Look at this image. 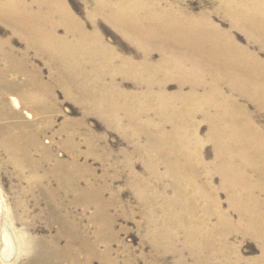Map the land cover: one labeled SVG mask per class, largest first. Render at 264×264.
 <instances>
[{
	"label": "bare ground",
	"instance_id": "bare-ground-1",
	"mask_svg": "<svg viewBox=\"0 0 264 264\" xmlns=\"http://www.w3.org/2000/svg\"><path fill=\"white\" fill-rule=\"evenodd\" d=\"M162 1L93 0L94 12L144 50L140 60L134 61L117 57L96 26L88 31L66 0H0V22L7 31L0 37L4 64L0 67V172L11 165L13 173L27 182L26 192L46 203L47 217L58 229L55 236L37 237L27 228L30 222L17 228L0 197V264H93L96 260L116 264L109 245L100 249L97 239L88 240L71 218L69 205L95 208L91 219L98 225V236L112 235L111 218L100 193L89 184L84 189L78 185V159L67 170L61 164L52 170L44 167L50 156L39 135L53 105L50 87L31 64V56L56 65L66 96L79 102L84 113L97 114L110 127L125 131L123 117L127 128L134 130V152L151 157L146 162L151 178L171 181L174 199L158 204L169 211L163 219L166 229L151 225L157 251L164 244L180 260L185 249L196 264H240L239 256L228 260L223 247L215 252L212 238L227 243L231 234L240 232L264 242V57L259 56L264 55V0H217V9L225 12L230 29L242 27L249 46L240 45L206 12L195 15ZM14 38L22 42L23 50L12 47ZM152 49L161 54L160 59L152 60ZM116 60L118 69H114ZM118 77L132 79L136 90L125 91ZM174 81L178 88L170 93L167 84ZM73 88L79 89V96ZM21 109L28 120H16ZM34 113L41 116L40 121L33 120ZM197 114L207 123L206 140L214 150L209 164L204 162L202 140L197 136ZM127 163L137 199L152 200L156 194L151 184ZM159 165L165 167L162 174L157 171ZM51 177L56 189L46 185ZM219 191L227 195V210L218 199ZM61 193L72 195L69 205ZM17 204L26 214L24 202ZM39 216H32L34 222ZM203 228L214 237L207 238ZM260 260L264 264V248Z\"/></svg>",
	"mask_w": 264,
	"mask_h": 264
},
{
	"label": "rangeland",
	"instance_id": "rangeland-1",
	"mask_svg": "<svg viewBox=\"0 0 264 264\" xmlns=\"http://www.w3.org/2000/svg\"><path fill=\"white\" fill-rule=\"evenodd\" d=\"M165 1L168 5L179 6L195 15L206 12L210 15L211 21L215 25L226 32L229 30L231 33H228L240 45L249 46L247 34L242 27H232V29H230V21L226 19L225 12L222 11L220 13L217 9V0ZM165 1H162L163 5L166 3ZM66 4L73 15L84 24L88 31H92L93 26L98 28L104 42L117 52V57H129L134 61H139L141 54H145L143 53L144 50L139 47V44L131 41L119 32L102 14L94 12L93 0H66ZM91 14L93 15L90 16ZM58 32L60 35L63 34L61 29ZM6 33V28L0 22V37H5L7 35ZM11 45L17 50L19 49L18 51L23 50L22 42L16 38L12 40ZM152 51V60L156 61L160 59L161 54L155 51V49H152L151 52ZM259 56L261 58L264 57L262 53H259ZM30 62L34 67L36 66L35 68L43 81L49 85L51 91L50 104L53 105V108L46 116L45 130L39 135L41 146L50 156V159H48L44 167L52 170L54 166L56 167L61 164L62 169L67 170L71 167L70 165H72L73 159L76 157L79 166L77 170L80 178L78 180L79 187L84 189L87 184H89L95 192L98 191L100 193L101 200L107 204V213L112 223L110 232L112 235L104 233L102 234L103 236L101 235L100 237V235L98 236L97 234L98 225L92 222L91 219L95 213V208H86L84 206L71 207L69 204L73 199L72 195L61 193L62 200L70 207L71 218L78 223L80 231L83 232L82 234L90 241H96L97 239L96 242L100 245H98L100 249L109 245L110 250L112 249V251H110L111 257L114 260L116 258V264H196L188 250H181L183 257L182 260H180L179 255L173 252V250L168 251L164 244L161 245L160 249L157 251L151 241L153 233L152 224L155 223L158 227L161 225L166 229L163 225V219L165 216L168 217L169 211L162 208L164 203L163 200L168 202L172 201L175 196V191H173L175 188L168 178H164L159 182L151 178L146 163L147 159L151 157L150 155H140L134 152L132 135L134 130L127 128L125 119L121 117V120L124 122L123 126L125 127V131H121L120 127H110L106 121L97 114L84 113V108L79 102L71 98L69 99L66 96L65 88L62 86V80L64 78L62 74L58 73L54 68L56 66L55 64L51 63L47 65L42 59L32 56ZM114 64L116 66H114V69H118V60H116ZM3 66V62H0V67ZM116 81H118V84L125 91L136 90L135 83L132 79L118 77ZM177 88L178 85L175 81L167 84V89L170 93L175 92ZM189 90L190 88L188 86L184 88L185 92ZM72 92L79 96V89L73 88ZM81 98L84 99L82 96ZM7 104L10 105V100L8 99ZM20 113L19 118L16 119L17 121L28 120L24 113V109H21ZM149 116L153 119V122H158L157 119L153 118L152 114H149ZM32 118L34 121L37 119V121L41 120V116L35 113L32 115ZM194 121L199 125L197 136L200 141L202 140L201 146L204 162L205 164H209L213 160L214 150L212 144L206 140V134L208 132L207 123L202 119L200 114L195 115ZM262 123L264 124V121H262ZM166 129H169V125L166 126ZM127 130H129V133L126 132ZM69 133L73 134V137L70 139ZM89 139H91V141ZM141 143H145L143 139H141ZM32 155L34 158H38L39 156L37 152H33ZM0 156H3V154ZM128 160L134 172L141 178H146L145 180L151 184L157 197L155 196L152 200L147 199L146 202H140L137 199L138 197L133 189L132 179L129 174L130 168L128 167L130 166L127 163ZM157 171L159 174H162V172H165V167L159 165ZM13 172L14 169L11 165H5L0 172V197H3V202L9 210L8 218L11 219L17 228H21L22 222H30L31 225L27 224V228L29 231L32 230L30 233L33 232L37 237L55 236L58 229L47 217V210L45 209L47 207L46 203L43 200L38 201V199H35L30 193H27L26 191L29 190L27 182ZM201 177H203L202 180L205 179L203 173H201ZM55 181L56 180L51 177L49 181L46 182V185L50 188L53 187L52 189H56L57 183ZM218 181V177L215 176L213 185L216 189L219 186ZM218 197L222 208L227 210L228 199L226 193L219 191ZM147 198L149 197L147 196ZM20 200L24 202L25 209L27 208L26 214L23 213L21 207L17 204ZM153 206L155 207L153 208ZM29 209L31 215H28ZM38 213L42 216H39L40 219L37 218L34 222L32 216ZM230 215L235 221V214L231 212ZM1 221L2 219L0 216V223ZM160 231L164 232L161 229ZM202 233L207 235V238L214 237L213 234V236L211 235L208 228H203ZM179 236L182 237L184 235L180 233ZM215 238L216 237L212 238V240H215V244L213 245L214 251L219 253L220 249L223 247V251L226 252L225 257L231 262L235 260L236 256H239L240 260H242L240 264H263V261L260 260V256L261 250L264 248V242L261 243V241L251 236H243L240 232L233 233L229 236L227 242L229 246L226 245L227 243H223V241H221V243ZM108 240H110L109 243L107 242ZM62 243L64 244L65 242L63 241ZM226 249L227 251H225ZM17 264H20V261L17 262ZM93 264L103 263L96 260Z\"/></svg>",
	"mask_w": 264,
	"mask_h": 264
}]
</instances>
